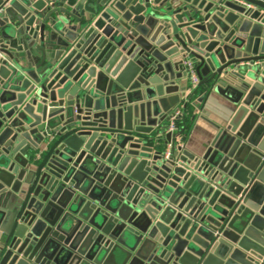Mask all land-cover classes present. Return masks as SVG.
<instances>
[{
    "label": "water",
    "instance_id": "water-1",
    "mask_svg": "<svg viewBox=\"0 0 264 264\" xmlns=\"http://www.w3.org/2000/svg\"><path fill=\"white\" fill-rule=\"evenodd\" d=\"M0 264H264V0H0Z\"/></svg>",
    "mask_w": 264,
    "mask_h": 264
},
{
    "label": "crops",
    "instance_id": "crops-1",
    "mask_svg": "<svg viewBox=\"0 0 264 264\" xmlns=\"http://www.w3.org/2000/svg\"><path fill=\"white\" fill-rule=\"evenodd\" d=\"M34 42L35 46L32 47L38 48L39 41L36 39ZM179 84L182 86L185 85L186 95L180 97V101L172 107L171 114L177 109L184 108L186 104H190V112L194 118L191 120V125L187 134L182 135L180 132L175 131V143L181 144L183 149L194 152L196 148L208 143L215 134L217 126H224L226 124L235 107L224 97L214 92H208V85H202L198 92H196L195 95L193 94L194 96L192 95V99L186 98L191 92L189 80L182 79ZM202 95L205 96L201 98ZM169 121L170 119L164 122L167 127ZM45 147L46 143L40 144L39 150L33 152L31 155H38ZM32 166L33 165L30 167Z\"/></svg>",
    "mask_w": 264,
    "mask_h": 264
},
{
    "label": "built area",
    "instance_id": "built-area-1",
    "mask_svg": "<svg viewBox=\"0 0 264 264\" xmlns=\"http://www.w3.org/2000/svg\"><path fill=\"white\" fill-rule=\"evenodd\" d=\"M184 65H185V69L188 73L191 85L195 86L199 81V77L196 73L194 63L190 59H187L184 61ZM181 113H182V109H177L171 114L170 121H169V124L167 127V131H169V132L177 131L178 127L176 125V120Z\"/></svg>",
    "mask_w": 264,
    "mask_h": 264
},
{
    "label": "trees",
    "instance_id": "trees-1",
    "mask_svg": "<svg viewBox=\"0 0 264 264\" xmlns=\"http://www.w3.org/2000/svg\"><path fill=\"white\" fill-rule=\"evenodd\" d=\"M195 93L193 94L195 95ZM192 95L190 96L189 99L193 98L194 95L193 96ZM190 107H191L190 104H186V106L182 108V113L179 115V117L176 120V125L178 127L177 132H180L182 135H185L188 133L190 125H191V120L194 118L191 115Z\"/></svg>",
    "mask_w": 264,
    "mask_h": 264
}]
</instances>
